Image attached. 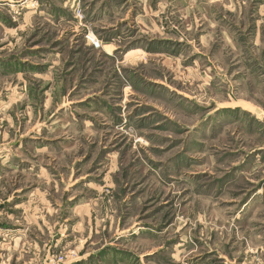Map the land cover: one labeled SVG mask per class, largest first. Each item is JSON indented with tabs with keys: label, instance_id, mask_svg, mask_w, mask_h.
I'll return each instance as SVG.
<instances>
[{
	"label": "rangeland",
	"instance_id": "1",
	"mask_svg": "<svg viewBox=\"0 0 264 264\" xmlns=\"http://www.w3.org/2000/svg\"><path fill=\"white\" fill-rule=\"evenodd\" d=\"M0 264H264V0H0Z\"/></svg>",
	"mask_w": 264,
	"mask_h": 264
},
{
	"label": "bare ground",
	"instance_id": "2",
	"mask_svg": "<svg viewBox=\"0 0 264 264\" xmlns=\"http://www.w3.org/2000/svg\"><path fill=\"white\" fill-rule=\"evenodd\" d=\"M134 52H131L129 55L133 54Z\"/></svg>",
	"mask_w": 264,
	"mask_h": 264
}]
</instances>
